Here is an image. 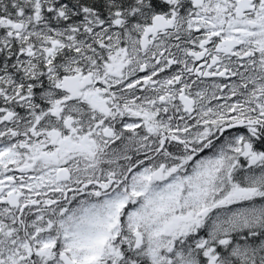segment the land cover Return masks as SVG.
I'll use <instances>...</instances> for the list:
<instances>
[{
    "label": "snow or ice",
    "instance_id": "obj_1",
    "mask_svg": "<svg viewBox=\"0 0 264 264\" xmlns=\"http://www.w3.org/2000/svg\"><path fill=\"white\" fill-rule=\"evenodd\" d=\"M0 264H264V0H0Z\"/></svg>",
    "mask_w": 264,
    "mask_h": 264
}]
</instances>
